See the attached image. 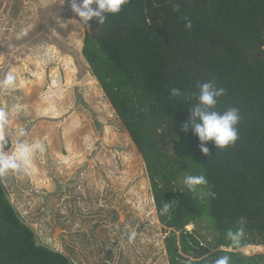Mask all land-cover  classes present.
<instances>
[{"label":"trees","instance_id":"1","mask_svg":"<svg viewBox=\"0 0 264 264\" xmlns=\"http://www.w3.org/2000/svg\"><path fill=\"white\" fill-rule=\"evenodd\" d=\"M105 16L103 25L89 21L83 56L141 153L158 219L171 229L165 238L169 263L214 264L229 255L231 264H264L263 254L240 251L264 246V0H131L119 14ZM203 83L226 90L215 111L235 108L241 117L235 145L217 149L209 142L210 156L194 129L182 131L198 103L192 94ZM173 89L182 95L173 97ZM170 135L183 151L178 155L188 156L186 167L167 153ZM186 170L205 176L209 188L190 191L180 179ZM172 201L171 212L161 214ZM204 216L213 218L219 234L213 247L184 228ZM241 217L247 219L245 236L233 248L227 233L239 229ZM218 247L231 250L213 251ZM0 264H74L38 241L1 182Z\"/></svg>","mask_w":264,"mask_h":264},{"label":"rangeland","instance_id":"2","mask_svg":"<svg viewBox=\"0 0 264 264\" xmlns=\"http://www.w3.org/2000/svg\"><path fill=\"white\" fill-rule=\"evenodd\" d=\"M70 5L71 0H0V27L8 24L1 44L13 50L8 58L1 55L0 83L15 77L14 88H0V105H7L11 121L6 151L18 142L46 146L35 156L37 174L10 175L3 189L38 241L74 264H170L165 238L171 229L158 219L141 153L83 56L86 28L75 21L66 29L58 26L79 21ZM36 54H45L44 68ZM19 78L26 81L22 86ZM168 140L167 153L186 167L178 140ZM187 176L186 170L183 184ZM213 224L204 216L184 228L213 247L219 236ZM133 230L137 237L129 243ZM240 251L264 255V246Z\"/></svg>","mask_w":264,"mask_h":264},{"label":"clouds","instance_id":"3","mask_svg":"<svg viewBox=\"0 0 264 264\" xmlns=\"http://www.w3.org/2000/svg\"><path fill=\"white\" fill-rule=\"evenodd\" d=\"M131 3V0H71V11L79 17V21L69 20L67 23L59 22L60 28H67L69 24H73L78 28H86L91 30L89 21L95 18L100 25L107 22V14H119L125 5ZM97 6L94 8L93 6ZM179 11V6L175 8ZM186 28H192V22L187 17ZM27 35V32L22 33ZM15 87V77L11 74L0 83V88L11 89ZM199 93H193L192 97L198 99V103L191 105V117L189 123H185L182 131L187 132L189 129H194L195 134L201 141V151L204 155L210 156L211 149L204 145L209 142H214L217 149H226L229 146H234L239 139L237 125L240 122L239 110L230 108L223 114L215 111L217 107V98L226 94V90L221 88L217 90L213 83L198 84ZM173 97H180L182 92L180 89H173L171 92ZM147 110V109H146ZM14 111H19L17 106ZM10 116L7 105H0V182H4L10 175H16L19 178L31 177L37 172L35 164V156L37 153H44L46 146L42 141L37 140L33 143L18 142L15 145V150L12 152L6 151L9 145L7 129L10 126ZM20 135L25 136L27 132H21ZM185 185L193 193L197 192L198 188H209V181L203 175H189L184 180ZM207 195L213 199L216 194L210 189ZM176 201L165 203L162 209L163 215L171 212ZM247 219L241 217L239 220V229L236 231L229 230L227 233L228 239L232 242V247L237 248L241 245V241L245 236V227ZM137 237L135 230L131 231L128 236L129 243H134ZM214 264H231L229 255L219 256Z\"/></svg>","mask_w":264,"mask_h":264},{"label":"crops","instance_id":"4","mask_svg":"<svg viewBox=\"0 0 264 264\" xmlns=\"http://www.w3.org/2000/svg\"><path fill=\"white\" fill-rule=\"evenodd\" d=\"M7 26V28H8V24H6L5 26H4V28H2V27H0V58H1V55H5V53H8L7 54V58L10 56V53H11V50L10 49H8V48H6V47H3V45L1 44L3 41V36L6 34V30H5V27ZM10 29V28H9ZM6 44V43H5ZM9 45H13V44H9ZM7 46V45H6ZM2 48H3V50H2ZM8 49V50H7ZM13 51V50H12ZM15 52H19V51H17L16 49L14 50ZM53 52H54V50H52ZM55 52H56V49H55ZM13 54H14V52H13ZM43 56H45V54L44 55H41V54H36V55H34V58L33 59H38V58H40V57H43ZM12 60H10L8 63H10ZM4 66H6V64H4Z\"/></svg>","mask_w":264,"mask_h":264},{"label":"bare ground","instance_id":"5","mask_svg":"<svg viewBox=\"0 0 264 264\" xmlns=\"http://www.w3.org/2000/svg\"><path fill=\"white\" fill-rule=\"evenodd\" d=\"M44 57H45V56L38 58V59H41V60H42V63L40 62L39 65H42L43 68H44V65H43ZM36 61H37V59H36ZM37 62H38V61H37ZM45 67H46V66H45ZM39 70H40V69L38 68L37 71H35V73H34V77H35V78L37 77V74H38ZM53 72H54L53 74L55 75L56 71L53 70ZM42 75L44 76V71H43ZM56 78H57V77L54 76L51 80H54V79H56ZM40 80L42 81V78H41ZM25 82H26V81H24V80H22L21 78H19V83H20L19 85L22 86L23 84H25ZM28 82H29V81H28ZM32 87H33V82L31 81V82L29 83V85H28V88L30 89V88H32ZM43 97L45 98V95H44ZM42 107H43V106L41 105V106H40V111L44 112L43 109H42ZM45 115H47V114L45 113ZM47 116H49V115H47Z\"/></svg>","mask_w":264,"mask_h":264},{"label":"flooded vegetation","instance_id":"6","mask_svg":"<svg viewBox=\"0 0 264 264\" xmlns=\"http://www.w3.org/2000/svg\"><path fill=\"white\" fill-rule=\"evenodd\" d=\"M53 47V46H52Z\"/></svg>","mask_w":264,"mask_h":264}]
</instances>
